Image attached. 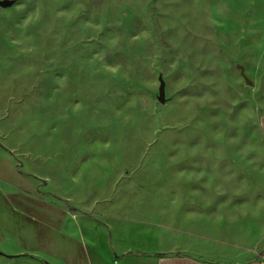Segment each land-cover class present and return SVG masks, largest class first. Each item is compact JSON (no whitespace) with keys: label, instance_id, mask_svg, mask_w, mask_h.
Masks as SVG:
<instances>
[{"label":"rangeland","instance_id":"374dc122","mask_svg":"<svg viewBox=\"0 0 264 264\" xmlns=\"http://www.w3.org/2000/svg\"><path fill=\"white\" fill-rule=\"evenodd\" d=\"M65 152L87 164L63 191L90 213L46 200ZM67 212L110 247L253 259L264 0H0V264H88Z\"/></svg>","mask_w":264,"mask_h":264},{"label":"crops","instance_id":"0c3cea01","mask_svg":"<svg viewBox=\"0 0 264 264\" xmlns=\"http://www.w3.org/2000/svg\"><path fill=\"white\" fill-rule=\"evenodd\" d=\"M64 154V156H57L56 153L55 157H61V159H71L67 163V166H69V168L65 172L62 171V166L64 163L63 160L59 161V166L58 162L55 164L50 178L51 182L54 183V188L51 192H49L50 196L46 197V200H51L52 195H59L62 199H67L69 203H72L73 207L90 213L91 210L85 207L83 205V202H78L76 200L72 201L71 197H69L68 194L64 193L63 191V188L68 187L67 185L69 184L72 185V187L77 186L82 190V187L84 185V182L82 180L83 177L81 176V172L78 171L84 170V167L87 163L82 160L76 161L75 163L72 159L84 158V156L71 155L67 152H65ZM76 174L79 175L76 177ZM52 198L55 197L52 196ZM59 202L61 203V206H65L66 208V205L63 204V200ZM51 203V206L54 207V209H52L53 214L51 216L57 217L58 214L54 206L55 203ZM61 206L59 205V209L63 211V207ZM49 208L51 210V207ZM67 214L68 223L66 225L64 224L63 232L67 234V236L79 238L83 242V252L84 254L87 253L86 256L88 264H264V242L255 251V254L251 261L245 262L244 260H242L243 255L241 253L237 260L230 263L205 262L188 256H166L147 249L144 244L138 242L137 239L131 240L129 243H127L126 246L115 245L114 247H110L109 241H107V243L104 245V242L102 240H99V238L104 237V233L95 235L92 231L86 229L85 225L92 220L91 217H79L78 215L69 212H67ZM99 215H101V217L96 218L108 219L113 221L116 220L118 222L126 223L122 225L124 227H129L131 226V223L135 224L137 222V217H108L109 215H106L103 212ZM92 221L95 222L94 220ZM83 222L85 224H82ZM110 235L111 234L109 233V237ZM88 251L90 253H88ZM0 258L6 259L7 257H5L4 255H0Z\"/></svg>","mask_w":264,"mask_h":264},{"label":"water","instance_id":"95a60500","mask_svg":"<svg viewBox=\"0 0 264 264\" xmlns=\"http://www.w3.org/2000/svg\"><path fill=\"white\" fill-rule=\"evenodd\" d=\"M162 100H163V97L161 96L160 101H162Z\"/></svg>","mask_w":264,"mask_h":264}]
</instances>
